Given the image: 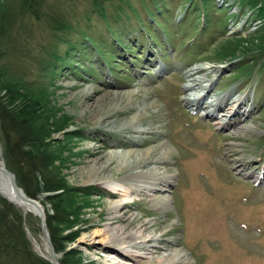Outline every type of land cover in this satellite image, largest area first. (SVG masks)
<instances>
[{
    "label": "rangeland",
    "instance_id": "374dc122",
    "mask_svg": "<svg viewBox=\"0 0 264 264\" xmlns=\"http://www.w3.org/2000/svg\"><path fill=\"white\" fill-rule=\"evenodd\" d=\"M101 1L106 15L110 20L115 18L119 25V41L123 45L139 46L133 54L139 59L125 54L116 41L109 49L114 59H100L97 53L82 49L85 43L81 42V34L99 33L107 23L95 10L97 6L94 0H49L40 18L30 13L20 14L19 1L8 0L9 14L3 39L5 54L0 58V96L6 100L5 85L9 82L16 83L15 90L26 99L33 98L31 90L35 92L45 88L48 92L44 102L37 104L36 108V111L39 110L37 114L42 115L39 121L42 127L49 129L42 135L41 141L50 143L47 149L54 156L57 153L60 155V159L55 160L57 170L77 194L72 202H68L66 197L64 201L73 203L76 208L70 220L77 219L70 229L60 232L68 234L77 231L70 238L60 241L65 247L64 252H75L74 259L80 257L85 264H117L118 261L119 264H132L122 253L111 254L100 248L101 236L97 235L90 243L82 244L84 238H90L93 232L100 231L105 223L108 204L117 198V194L112 195L113 192L99 179L90 182L86 179L93 175V172H88L89 169L106 161L111 153L122 151L137 155L152 148L157 157V145L162 142L167 143L172 151L167 159L156 163L161 170L175 175V178L171 184L165 185L166 190L158 189L163 183H157V189L150 191L151 196L144 192L133 194L131 202L124 209L126 215L122 210H117L116 214L140 218L124 231L132 232L134 230L131 228L148 220L162 221L165 222L163 231L172 228L166 237L179 246L171 249L184 252L189 256L190 264H264V70H259L260 64L264 66V58L243 55V58L237 59H223V56L217 59L220 55L215 54L226 41H231L224 37L236 40L252 37L253 28L258 22L254 20L253 11L245 9L241 15L238 12L241 8L239 3L219 9L226 19L227 31L223 36L222 33L213 32V29L199 36H192L195 31L191 34L177 31L170 35L168 31L173 33L174 30L169 27L166 28L165 37L162 34L164 28L153 27L159 35L157 42L148 43V36L144 34L142 44L137 20L127 19L119 9L118 12L114 11L122 0ZM131 1L141 9L139 0ZM224 1L219 0V3L223 4ZM181 10V6L177 7L170 20L160 16L162 26L178 22ZM51 15H61L73 29L54 31L49 21ZM87 16L92 20L89 21ZM141 16L148 19L143 11ZM212 19L216 17L212 16ZM95 21L97 23L92 24ZM232 35L237 37H230ZM78 41L81 45L73 49L71 59H51L49 53H63L68 42ZM238 50H241L240 46ZM238 50L236 56L240 53ZM244 63L247 64L242 66ZM47 65L56 72L51 74ZM205 65L222 66L217 73H208L206 77H216L206 96L207 100L214 94L219 97L218 100H226L229 96H246L239 110L251 107L247 115L235 117L238 127L251 126L235 138L230 137L231 131L217 129L213 119L203 115L205 110L190 109L183 99L189 91L187 85L192 82L188 76L190 69ZM248 68L251 69L250 73ZM16 78L29 90L17 84ZM84 89L90 90L87 93L90 96L82 94ZM106 92L114 96H107ZM127 103L131 105L124 106ZM87 105L93 106L85 109ZM51 108L55 110L54 115ZM108 108L112 109L111 114L97 121L96 116ZM220 112L216 109L215 114L220 115ZM137 113L141 117L134 124L145 129L141 133H136L134 124L130 123ZM49 117L52 119L48 120ZM72 132L80 136L73 138ZM2 141L0 134L3 157ZM230 149L235 151L236 157L240 156L243 171H235L231 162L233 159L228 155ZM75 151L82 154L73 155ZM151 155L149 162L141 163L137 171L149 170L153 164L150 161L154 159V155ZM70 162L75 164L67 168ZM260 174L259 183L254 187L251 182ZM97 175H106L112 178L109 181H117L127 174L100 171ZM52 193L41 192L35 197L24 194L41 199L40 204L45 208L46 215L52 211L46 195ZM0 196L10 200L1 191ZM149 197L157 201L164 197L171 199L168 200V207L156 211ZM11 203L24 215L25 231L34 253L48 264H63L65 256L50 234L46 216L45 233L37 214L25 213L16 203ZM40 204L37 207L41 208ZM156 232L150 227L145 234L152 236ZM47 244L53 247L57 261L52 258L51 251L50 257L47 255ZM152 246L145 245L141 251L153 252L151 255L154 257L168 252L161 246L152 250Z\"/></svg>",
    "mask_w": 264,
    "mask_h": 264
},
{
    "label": "trees",
    "instance_id": "16d2710c",
    "mask_svg": "<svg viewBox=\"0 0 264 264\" xmlns=\"http://www.w3.org/2000/svg\"><path fill=\"white\" fill-rule=\"evenodd\" d=\"M18 1L20 14L30 13L36 18H40L44 14V9L49 0ZM237 1L242 8L246 7L253 10V15L262 19L261 23L258 24L257 28L252 32V37L239 38L238 40L224 37V39L231 41H226L224 47L215 52V54L220 55V57H216L217 59H222V56L225 57L223 59H237V57L242 56L241 58H243V55H249L251 58H264V0ZM139 2L141 9H139L140 6L136 7L131 0H122L114 11L118 12L119 9V11H122V14H125L124 16H126L127 19L135 18L137 20L138 36L142 38L140 42L142 44L144 42V34L148 36V43L157 42L159 35L156 33V28L154 30L152 29L153 27H158L160 29L164 28L163 31H161L165 37L167 36L166 30L169 27L174 30L173 33H170V30L168 31L170 35H173L177 31V33L183 31L185 34H191V32L193 33V31H195L192 36L197 34L199 36L213 29V32L222 33L223 36L227 31L225 16L219 10L223 7H219L216 4V0H139ZM94 4L97 6L95 10L98 12L101 19L107 22L103 29L106 32H102L103 30H101L99 33H93V35H88L83 32L81 34V42H84L85 46H82V49L86 52L91 50L97 53L100 59H114V55L109 49L112 47L113 42L116 41V44L121 46L125 54L129 53L131 55L130 57H133V54L136 53L139 46L135 44L131 46H127L126 44L123 45L118 39L120 30H118L119 25L116 24L115 18L114 20H110L106 15V10H104L101 0H94ZM179 6L182 7L180 11V20L171 26H169V24L162 26L160 16L170 20L171 17L175 15L174 12ZM142 11L148 19L142 18ZM8 14V0H0V58L5 54L3 39L7 27L6 18ZM169 15L171 16L169 17ZM212 16H215L216 19L213 20ZM87 19L89 21L92 20L89 16H87ZM151 19L155 24L152 23ZM168 19H166V21H168ZM49 21L54 31L73 29L61 15H51ZM97 21L92 24H96ZM184 26L185 28L183 29ZM197 37L194 40H196ZM230 37L236 38L237 36L232 35ZM81 42H68V46L63 53H49L51 59H71V52L74 51L73 49L78 48ZM196 43L200 44L199 41ZM146 46L147 44L144 45V47ZM239 46L241 50H238ZM236 49L240 51L237 56ZM84 55L87 54L85 53ZM139 58V56L133 57V59ZM47 67L51 74H53L55 70L48 65ZM247 70L249 73L251 72L250 68ZM259 70H264L263 64H260ZM14 80L17 84L19 83L23 88L29 90L28 87L26 88L18 81V78ZM16 86V83H6V100L0 96V134L3 140L2 152L5 165L14 173L18 185L28 196L35 197L41 192H53L52 194L46 195V200L51 203L52 211L45 216L51 232L50 234L53 240L57 241L59 250L62 251L65 256L62 263L85 264L80 257L74 259L76 255L75 252L71 250L64 252L65 247H62L60 243V241L70 238L72 234L77 232L74 230L68 234H60L64 229H70L77 220L73 219V221H71L69 218L75 214L76 208L72 205L73 203L64 202L66 199L68 202H72L77 194L66 184L64 177L57 170L56 166L58 165L55 164V160L59 158L60 155L57 153L54 156L53 153L47 149L50 143L41 141L42 135H45L46 131H49V129L42 127L39 122L42 115L37 114L39 110L36 111V108L37 104L44 102V96H46L48 92L45 88L35 92L31 90L35 96L33 95V98L27 97L29 99H26L17 93V90H15ZM24 92L29 93L25 90ZM12 103L16 105L13 106ZM50 110L54 115L55 110L53 108ZM50 118L51 117H49L48 120ZM61 124L62 123H59V125ZM71 134L73 138L80 136L77 132H72ZM55 191L59 192L55 193ZM70 196L72 197L71 199H69ZM23 218L24 215H22L21 211L13 203L0 196V264L4 262L10 264H48L32 250L31 242L25 231Z\"/></svg>",
    "mask_w": 264,
    "mask_h": 264
},
{
    "label": "bare ground",
    "instance_id": "6f19581e",
    "mask_svg": "<svg viewBox=\"0 0 264 264\" xmlns=\"http://www.w3.org/2000/svg\"><path fill=\"white\" fill-rule=\"evenodd\" d=\"M221 68H222L221 65L219 66L205 65V66H196L191 68L190 72L188 73V76L189 78H192V82H190L187 85L188 88L187 90H189L188 92L190 93L187 94L188 92H186V95L184 96L183 99L186 101L187 104H189L188 108L205 110L207 116L213 119V123L216 128L224 129L229 132L231 131L230 137L235 138L239 136L240 133H243L245 129L251 127V126L238 127V121L236 120L235 117L239 115L243 116L246 112L247 115L249 112H251V108H249L248 111H246V109L239 110L240 106L246 100V96L243 97L229 96L228 98H226V100L225 98L223 100H218L219 97L214 94L210 98V100H207L206 96L209 94L210 86L212 85L216 77H212V78H206V77L208 73L213 72L214 75V73H217ZM89 91H90L89 89H84L82 91V94H84L85 97H88L90 96L87 94ZM106 94L107 96L110 95L114 96L113 94L108 92H106ZM130 105H131L130 103L124 104V106H130ZM91 106L93 105H87L85 109L91 108ZM145 106L149 107L148 105ZM216 109L217 111H221L220 112L221 114L220 115L218 114L219 116L215 114ZM110 112H112L111 108L103 110L102 113L96 116L95 119L99 121L104 117L110 115L111 114ZM140 117L141 115L137 113L136 117H134L130 123L133 125L134 123L137 122V120ZM233 118L235 119L233 120ZM134 127L136 129L135 131L136 133H141L145 131L144 128H141L142 126H139L137 124L136 125L134 124ZM231 144L232 143H230V145ZM230 145L229 147H231ZM157 146H158L157 157H155L152 148H148L144 150V153H138L137 155H134L131 152L123 153L122 151L121 152L116 151L115 153H111L106 161L98 165L95 164L89 169L88 172H93V175H91L93 177L89 176V178L86 179V181L90 182L92 180L99 179L100 182L107 185V188L111 192H113L111 193L112 195L114 193L117 194V198L115 199V201H112L110 204H108L105 223H103V225L101 226L100 231L93 232L90 235V238H84V240L81 241L83 245H86L88 241H89L88 243H90L91 241L94 240L93 238L98 235L101 236L99 240L100 248H103L105 252H109L111 254L114 252L120 254L122 253V255L126 259L132 261V264H190L189 256H186L184 252H181L180 249L179 250L171 249V248H179V246L173 240H169L166 237V235L172 232V228L170 227V229L163 231L162 226L165 224V222L155 221L152 219L150 221L149 220L145 221L144 223L142 222V224L138 227L135 226L134 228H131V230L132 229L134 230L132 232L124 231L125 229H129L130 225L132 226L135 225L136 224L135 220L140 219V218H136V216H123L126 215L124 209L127 206V204L131 202L132 195L138 192H144L147 193L148 196H151L152 194L150 193V191L157 189V185H158L157 183H163V185H160L158 189L166 190L165 185L171 184L175 178V175H172L167 171L161 170L160 168L161 166L156 163L161 160L164 161L169 157L172 151L171 147L168 146L167 143H162V142L158 143ZM234 152H235L234 150L230 149V152L228 153L229 157L233 159V161H231L232 165L237 172L243 171L244 167H241L242 163H240L241 161L239 162L240 156L236 157ZM151 153L154 155V159L150 161L153 164L150 165L149 170L142 172L140 169L139 171H137L141 163L149 162L150 158L152 157ZM81 154H82L81 151L73 152V155H81ZM236 161H238V163L233 164ZM72 164H75V162H70V164L68 163L66 167L69 168L70 165ZM0 166L6 167L4 158L2 157L1 149H0ZM100 171H109V173L111 171L115 173L122 172V173H126L128 176L124 175L121 179L117 181H109L112 179L109 176L102 175L98 177L97 174H99ZM127 177L130 178L126 179ZM13 187L14 186L11 179L7 175H5L2 171H0L1 193L4 196H6L8 199L18 204V206H20V208L25 213H34L37 215H42L45 219V208L40 204L41 199L39 198L36 199V201H38V203L40 204L41 208L37 207L38 206L37 204H31L24 200H20L19 193L23 195L24 192L21 193L22 191L20 190L16 191ZM170 199L171 197L170 198L164 197L158 199L157 201L155 200V198L149 197V202L151 206L154 209H156V211H160L168 207L170 203V201L168 202V200ZM117 210H122L123 215L116 214L118 213ZM150 227L153 228L155 231H157L156 235L151 236L150 234H145V231L147 232V229ZM149 244L154 245L152 246L153 247L152 250H155L156 247L161 246L162 248L168 250V252L166 253V255L162 254L156 257L151 255L153 252L150 253L142 252L141 250L144 249L145 245H149ZM51 247L49 244H47V249H48L47 255L49 257H50L49 251H51L52 254ZM53 259L57 261V256L54 254H53ZM119 263L120 261H118L117 264ZM108 264H113V263L110 262Z\"/></svg>",
    "mask_w": 264,
    "mask_h": 264
},
{
    "label": "water",
    "instance_id": "95a60500",
    "mask_svg": "<svg viewBox=\"0 0 264 264\" xmlns=\"http://www.w3.org/2000/svg\"><path fill=\"white\" fill-rule=\"evenodd\" d=\"M0 171H2L5 175H7L10 179H11V181H12V183H13V188L16 190V191H18V190H20V191H22V189H21V187H19V185L17 184V182H16V180H15V176H14V174L9 170V169H7L6 167H4V166H0ZM21 193H23V191L21 192ZM2 194V193H1ZM3 195V194H2ZM4 196V195H3ZM5 198H6V196H4ZM19 198H20V200H24V201H26V202H28V203H31V204H38L37 202H36V199H34V198H31V197H27L24 193H23V195H21L20 193H19ZM9 201H11L12 202V200H9ZM15 203V202H14ZM16 205H18V204H16ZM39 216V218H40V221H41V227H42V229H43V231L46 233V225H45V220H44V217L42 216V215H38ZM50 247H51V245H50ZM51 250H52V254H51V256H52V258H53V247H51ZM54 264H57L56 262H54Z\"/></svg>",
    "mask_w": 264,
    "mask_h": 264
}]
</instances>
